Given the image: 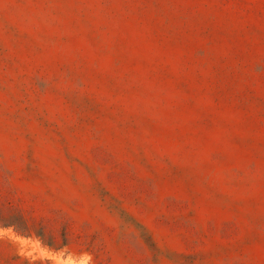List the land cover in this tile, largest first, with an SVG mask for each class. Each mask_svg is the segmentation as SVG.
<instances>
[{"label":"rangeland","instance_id":"1","mask_svg":"<svg viewBox=\"0 0 264 264\" xmlns=\"http://www.w3.org/2000/svg\"><path fill=\"white\" fill-rule=\"evenodd\" d=\"M0 223L93 264H264V0H0Z\"/></svg>","mask_w":264,"mask_h":264},{"label":"clouds","instance_id":"2","mask_svg":"<svg viewBox=\"0 0 264 264\" xmlns=\"http://www.w3.org/2000/svg\"><path fill=\"white\" fill-rule=\"evenodd\" d=\"M0 241H7L16 248V255L28 264H93L89 252L74 253L67 245L55 250L36 234H27L17 229L15 224L7 227L0 223Z\"/></svg>","mask_w":264,"mask_h":264}]
</instances>
